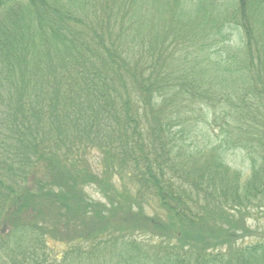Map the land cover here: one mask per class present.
Segmentation results:
<instances>
[{"label":"trees","instance_id":"16d2710c","mask_svg":"<svg viewBox=\"0 0 264 264\" xmlns=\"http://www.w3.org/2000/svg\"><path fill=\"white\" fill-rule=\"evenodd\" d=\"M255 209L264 0H0V264H264Z\"/></svg>","mask_w":264,"mask_h":264},{"label":"rangeland","instance_id":"374dc122","mask_svg":"<svg viewBox=\"0 0 264 264\" xmlns=\"http://www.w3.org/2000/svg\"><path fill=\"white\" fill-rule=\"evenodd\" d=\"M99 158V154L97 151H94L91 155V160L97 162ZM226 161L229 165L234 169H242L245 168L246 160L240 152L229 153L226 157ZM85 191L92 196L94 199H101V195L94 187H86ZM261 209H255L251 211V214L248 218H246V225L249 227L248 229L252 230L255 233H260L264 230V213L260 211ZM258 228L256 229L255 227ZM246 238L245 242H248Z\"/></svg>","mask_w":264,"mask_h":264}]
</instances>
